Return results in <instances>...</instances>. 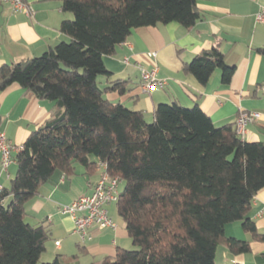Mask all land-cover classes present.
Here are the masks:
<instances>
[{"label": "trees", "instance_id": "obj_1", "mask_svg": "<svg viewBox=\"0 0 264 264\" xmlns=\"http://www.w3.org/2000/svg\"><path fill=\"white\" fill-rule=\"evenodd\" d=\"M62 9L73 15L61 24L67 41L0 70V91L17 84L55 103L13 157L10 187L0 189V264H39L49 231L25 221L26 203L57 170L75 175L78 165L89 171L100 162L126 182L116 204L135 249L120 248L99 264H216L223 243L233 254L249 252L225 227L243 221L261 236L247 216L264 188V143L243 140L235 123L217 127L198 105L160 104L148 123L143 111L108 97L129 92V81L99 83L112 77L104 58L134 30L192 28L201 19L197 0H62ZM256 52L264 56V46ZM217 69L230 84L236 68L216 47L183 66L202 85ZM43 264L64 263L59 256Z\"/></svg>", "mask_w": 264, "mask_h": 264}, {"label": "crops", "instance_id": "obj_2", "mask_svg": "<svg viewBox=\"0 0 264 264\" xmlns=\"http://www.w3.org/2000/svg\"><path fill=\"white\" fill-rule=\"evenodd\" d=\"M26 1L34 10L32 18L14 13L9 5L0 7V70L5 65L40 57L68 40L60 29L64 20L72 19V14L63 11L62 0ZM197 7L201 19L190 29L174 22L134 30L113 55L104 58L112 77L101 76L99 83L105 87L114 80L129 81V92L110 93L109 99L143 111L152 121L160 104L178 103L188 108L198 105L217 127L235 123L241 111L258 112L261 120L250 124L241 138L264 143V56L256 52L264 46V24L255 19L264 0H197ZM215 47L224 54L226 64L236 68L228 85L223 84L220 69L206 85L183 70L202 51ZM140 68L156 70L157 78L166 81L165 87L150 93L142 91ZM54 109L53 101L39 99L14 84L0 91V130L23 148L28 136L51 118ZM17 171L15 160L3 171L0 156L2 188L10 187ZM99 175L98 167L87 171L77 166L75 175L57 170L39 194L26 203L25 221L48 229L50 243L45 251L54 260L60 256L64 264H99L106 257H114L118 249L133 245L123 219L111 215L114 204L108 210L117 229L93 228L91 239L86 241L75 232L73 219L61 213L63 206L91 195ZM247 217L261 236L245 230L243 221L228 224L225 236L248 242L250 251L233 254L226 243L220 244L216 264H264V188L255 196Z\"/></svg>", "mask_w": 264, "mask_h": 264}, {"label": "built area", "instance_id": "obj_3", "mask_svg": "<svg viewBox=\"0 0 264 264\" xmlns=\"http://www.w3.org/2000/svg\"><path fill=\"white\" fill-rule=\"evenodd\" d=\"M3 5L11 6L14 13H23L31 18L34 15V10L26 0H0V7ZM255 19L256 22L264 24V7L256 13ZM124 61L126 63L129 62L127 58ZM140 69L142 91L150 93L165 87L166 81L157 78L156 70L147 71L144 68ZM261 117L262 115L258 112L241 111L235 121L237 134L243 137L247 127L261 120ZM21 150L22 148L10 141L5 132L0 130V156L3 171H7L14 161L13 154ZM98 168L100 175L93 193L88 196H82L61 209L63 215L73 219L75 232L82 241L91 239V229L93 228L116 230L118 227L111 217L108 207L118 202L121 193L119 186L122 181L119 177L111 176L106 163L100 162ZM56 245L59 246L60 242H56Z\"/></svg>", "mask_w": 264, "mask_h": 264}, {"label": "rangeland", "instance_id": "obj_4", "mask_svg": "<svg viewBox=\"0 0 264 264\" xmlns=\"http://www.w3.org/2000/svg\"><path fill=\"white\" fill-rule=\"evenodd\" d=\"M72 18H73V15H72ZM146 120H147V122L148 123H152V119L149 117V116H147L146 117ZM78 168L79 169H83V166L82 165H78ZM125 186H126V182L125 181H122L121 183H120V186H119V190L120 191H123L124 190V188H125ZM111 215L112 216H114L115 218H118L119 217V214H118V208H117V204H114L111 208ZM50 243V241H47V243H46V247H47V245ZM128 249H135V247L133 246V245H131V246H129V248ZM54 261V258H51V257H49V255L46 253V251L42 254V256H41V258H40V260H39V264H43V263H51V262H53Z\"/></svg>", "mask_w": 264, "mask_h": 264}]
</instances>
